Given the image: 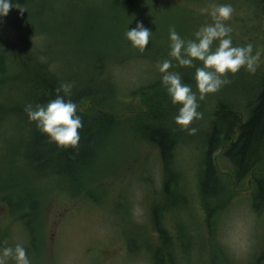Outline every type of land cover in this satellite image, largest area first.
<instances>
[{"label":"trees","instance_id":"trees-1","mask_svg":"<svg viewBox=\"0 0 264 264\" xmlns=\"http://www.w3.org/2000/svg\"><path fill=\"white\" fill-rule=\"evenodd\" d=\"M35 1L37 0H15L16 3L23 5H30ZM89 2L74 0L73 3V0H66L65 7L72 6L77 16L68 18L60 15V27L71 26L68 43L73 49L70 56H62L63 61L49 57L47 50L41 52L27 41L31 35L30 29L33 28L31 26L46 28V21L35 24L30 15L28 23L21 25L17 23L22 19V16L18 17L17 14L19 8L9 10V14L5 16L4 19H12V26L21 37V44L16 46L14 44L10 50H7L0 40V135L5 129L13 131L12 127H15V135L19 138L11 153L22 150L28 167L41 177L51 178V184H58L69 198L98 201L96 196L98 190L89 188V185L98 179L100 174H107L105 162L101 157L106 153L108 140L122 121L120 115L124 114L123 118H131L135 136L158 150L162 167L160 197L149 205L157 241V245L147 248L150 259L153 264H186L191 256L189 246L192 247L193 241H197L199 236L193 235L190 231L185 234L183 229L177 231V235L171 233L165 223V216L178 207L175 203L176 198L183 197L180 204L187 205L178 188L180 181L175 168V152L180 142L193 141L197 133L189 134L174 122L173 117L179 106L172 103L155 65V61L171 59L170 70L180 73L184 82L189 83L197 93L198 110L203 113L202 119L208 118V96L239 93L244 98L241 104L243 121L235 130L233 140L225 143L222 126L215 119L206 125L207 130L200 135L202 145L197 169V188L208 239H212L221 215L228 211L233 199L239 195L238 191L229 188L216 168L213 155L221 148L223 156L232 165L235 182L239 183L247 177L251 179L253 188L249 200L250 207L264 223V48L260 59L262 61L254 73L244 68L235 74L229 73L228 84L200 99L194 80L195 67L179 65L174 57L165 55L167 52L164 48L170 49V41L169 38L162 36L168 33L162 27L166 23L159 20L157 14L167 16L168 10L173 7L157 0H89ZM249 4L254 8V15L257 18L256 36L260 37L264 46V0H249ZM54 15L49 20L56 21ZM138 21L155 33V36L151 35L149 44L136 54L139 49L131 46L125 38V31L127 27L134 28ZM5 23L9 21L6 20ZM20 27L26 32L24 33ZM37 33L44 35L43 43L46 44L48 30L45 33ZM124 45L134 53L122 55L124 50H121V47ZM96 48L100 49V52L96 53ZM117 51L120 58L116 61L111 55ZM130 58L135 60L133 63L140 62L135 66L131 64L134 69L139 67L140 73H143L141 69L143 63L146 64L145 67H148L149 63L156 66V70L153 69L155 74L151 78L146 79L144 74L136 76L138 83L145 82L130 91L131 96L140 97L141 109L138 111L123 108L124 106L113 107L114 101L122 102L123 99L118 95L117 79L112 69L114 70V66L120 64L119 62H123V65L130 61ZM200 63L202 62L196 61L197 65ZM67 64L75 65L73 71L70 74L67 72L61 74L60 70L62 71L64 66V69H67ZM146 70L147 68L144 69L145 74ZM64 81L73 85L70 94L65 98L76 102L77 112L83 121V127L78 130L80 140L75 148L58 147L36 127L35 122L29 120L25 112L27 104H46L56 95L63 94L57 93L56 88ZM85 100L88 102H84ZM88 103L91 105L83 108L85 105L87 107ZM119 110L121 112L118 113ZM210 113L214 114L212 110ZM198 120H194L191 126L197 128L200 124ZM4 156L8 157L6 154ZM4 163L6 168L12 166L11 161ZM15 187L9 191L8 187L4 186L0 190L2 195L4 194L1 201L10 210L21 214L19 224L23 225L29 237L26 250L30 258L38 246L36 240L39 237L34 240L32 237L35 236L36 229L40 228L36 219L39 203L30 192L25 189L15 192L19 189L18 186ZM197 247L199 248L198 244ZM192 251L197 252L193 247ZM198 251L201 256V250ZM196 257L198 258L197 255ZM210 263L264 264V229L259 247L252 254V260L237 263L234 258L231 260L228 257V252L227 254L223 252L222 245L219 244L216 255L210 257Z\"/></svg>","mask_w":264,"mask_h":264},{"label":"rangeland","instance_id":"rangeland-1","mask_svg":"<svg viewBox=\"0 0 264 264\" xmlns=\"http://www.w3.org/2000/svg\"><path fill=\"white\" fill-rule=\"evenodd\" d=\"M157 1L173 7L168 10L167 16L157 14L159 20L166 23L162 26L166 29L165 32H168L169 26H175L180 35L186 39L194 38L193 33L201 24L212 22L207 13L200 12L202 7L213 2L231 3L233 13L226 23L232 28L233 44L246 45L251 42L254 51L261 50L263 53L262 41L256 36L257 18L249 0ZM65 4L66 0H37L30 5L19 4L24 11L17 10L18 17L22 16L21 22L17 23L21 25L28 23L30 15L35 20V24L46 21V28L31 26L35 30L30 29L31 35L27 41L41 52L47 50L49 57L60 61H63L62 56H70L73 52L71 44L68 43L71 26L60 27V15L68 18L77 16L72 6L65 7ZM53 14H55L54 19L57 18L56 21L49 20ZM4 18H0V40L5 48L10 50L14 44V46L21 44V37L12 26V19ZM6 20L9 23H5ZM258 22L260 26V19ZM20 29L26 32L24 28L20 27ZM47 30L48 41L44 44V35L37 32L45 33ZM152 36L154 37L155 33ZM162 36L168 38V33ZM126 48H128L126 45L121 47V50H124L122 55L134 53ZM164 50L167 52L165 55L170 57V49L166 47ZM95 51L98 53L100 49L96 48ZM139 52L140 50L136 51V54ZM10 53L13 56L12 52ZM111 58L117 61L120 58L118 51L112 54ZM149 59L153 60V58ZM116 61L115 63H118ZM132 61L135 60L130 58V61L123 65V62H119L120 64H116L114 70L112 69L117 79L118 95L123 99L122 102L114 101L113 107L124 106L123 108L138 111L141 109L140 97L131 96L130 91L145 82L138 83L136 76L140 77L144 74L146 79L151 78L159 61H155L156 66L148 62V67H145L146 64L143 63L141 68L143 73H140L139 67L132 68L140 62ZM66 66L67 69H64V66L62 71L60 70L61 74L65 72L70 74L75 67L72 64ZM207 100V120L206 117L200 118L197 121L200 124L197 125L198 131L193 141L180 142L175 152V168L180 181L178 188L187 205L181 206L180 201L183 197L176 198L175 203L178 207L167 213L165 223L170 232L176 235L177 231L183 229L185 234L190 231L193 235L199 236L197 241H193L192 246L197 252L192 251V247L189 246L191 256L186 264H209L210 257L218 252L219 244L222 245L223 252L225 251L226 254L228 252L231 260L234 258L237 263H246L252 260L253 252L258 249L264 229L262 218L250 207L249 200L253 188L251 179L247 177L236 183L232 175V165L223 156V148L213 155L216 168L223 180L229 188L238 191L239 195L233 199L228 211L221 215L217 231L212 235L211 240L208 239L204 225V212L200 206L197 188V169L201 156L200 145H202L200 135L207 130L206 125L215 119L222 126L225 143L228 144L233 140L235 130L243 121L241 104L244 98L239 93H231L227 96L211 95ZM90 105L91 103H88L87 107L85 105L83 108H88ZM210 110L214 114H211ZM120 116L122 121L108 140L106 153L101 157L105 162L107 174H100L98 179L93 180L89 185V188L98 190L96 195L98 201L69 198L58 184L54 182V185L51 184V178L41 177L28 167L22 150L11 153L19 139L15 135V127L11 126L13 131L5 129L0 135V185H2L0 190L7 186L10 191L18 186L21 190L15 192L25 189L39 203L36 219L40 228L36 229V234L34 233L35 236L32 237L33 240L39 237L36 240L38 246L35 247L37 256L30 257L31 264H153L147 248L157 245V241L149 205L154 199H159L161 193L163 177L160 157L156 148L135 136L131 118H123L124 114ZM5 154L8 155L7 158ZM5 161H11L12 166L6 168ZM2 196L4 194L2 195L0 191V226L4 225L0 227V247L14 246L19 242L26 248L29 237L23 225L19 224L21 214L12 211L13 209L10 210L1 201ZM198 249L201 250V256ZM6 264H15V261L9 258Z\"/></svg>","mask_w":264,"mask_h":264},{"label":"clouds","instance_id":"clouds-1","mask_svg":"<svg viewBox=\"0 0 264 264\" xmlns=\"http://www.w3.org/2000/svg\"><path fill=\"white\" fill-rule=\"evenodd\" d=\"M10 8L24 11L15 0H0V18L7 16ZM200 12L207 13L212 22L201 24L194 31V38L182 37L175 26H169L168 38L169 55L174 57L179 65L195 67L194 80L199 98L203 99L206 94L215 93L230 82L227 74H235L241 68L254 73L262 52H253L251 42L246 45L233 44L232 28L226 23L233 13L231 3L213 2L202 7ZM152 33L138 21L134 28L127 27L125 38L133 48L143 51L149 44ZM196 61L202 63L197 65ZM171 68L172 60L167 58L160 60L157 65L161 83L172 103L179 106L173 117L174 122L189 134H195L197 128L191 126L192 122L203 117V113L198 110L197 93L189 83L184 82L180 73L170 70ZM72 86L71 82H61L56 92L63 94L56 95L46 104L30 103L25 106L29 120L35 122L36 127L58 147L63 148H75L78 145V130L83 127L76 102L65 98L70 94ZM9 258L14 260L15 264H31L26 248L19 242L14 246L0 247V264H6Z\"/></svg>","mask_w":264,"mask_h":264},{"label":"flooded vegetation","instance_id":"flooded-vegetation-1","mask_svg":"<svg viewBox=\"0 0 264 264\" xmlns=\"http://www.w3.org/2000/svg\"><path fill=\"white\" fill-rule=\"evenodd\" d=\"M35 250V249H34Z\"/></svg>","mask_w":264,"mask_h":264}]
</instances>
